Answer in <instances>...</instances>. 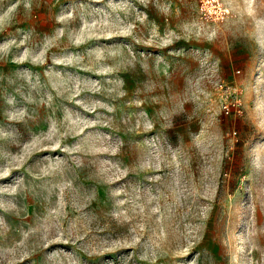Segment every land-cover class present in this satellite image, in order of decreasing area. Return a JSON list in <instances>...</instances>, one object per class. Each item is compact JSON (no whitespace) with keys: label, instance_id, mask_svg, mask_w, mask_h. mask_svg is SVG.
<instances>
[{"label":"rangeland","instance_id":"obj_1","mask_svg":"<svg viewBox=\"0 0 264 264\" xmlns=\"http://www.w3.org/2000/svg\"><path fill=\"white\" fill-rule=\"evenodd\" d=\"M0 264H264V0H0Z\"/></svg>","mask_w":264,"mask_h":264},{"label":"built area","instance_id":"obj_2","mask_svg":"<svg viewBox=\"0 0 264 264\" xmlns=\"http://www.w3.org/2000/svg\"><path fill=\"white\" fill-rule=\"evenodd\" d=\"M224 108H225V111H226L227 113L230 112V106H229L228 104H225V105H224Z\"/></svg>","mask_w":264,"mask_h":264}]
</instances>
